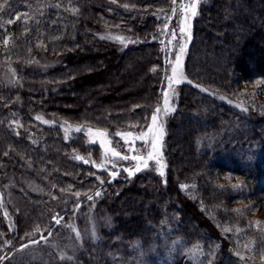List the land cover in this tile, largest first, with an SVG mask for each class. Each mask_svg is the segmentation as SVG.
<instances>
[{
    "label": "trees",
    "instance_id": "obj_1",
    "mask_svg": "<svg viewBox=\"0 0 264 264\" xmlns=\"http://www.w3.org/2000/svg\"><path fill=\"white\" fill-rule=\"evenodd\" d=\"M173 4L0 0V73L10 68L17 73L14 82L0 80V187L3 210L15 225V245L34 232L57 233L56 220H69L79 193L92 196L97 211L108 213L114 223L91 246V260L86 251L82 254V263L115 264L120 256L131 257L134 242L149 252L161 238L166 228L156 202L173 207L174 214L166 217L174 221L177 235L187 242H198L200 235L209 244L210 231L201 223L208 212L177 198L182 196L179 181L194 185L216 212L232 211V205L264 193V112L246 105L241 110L218 95L230 98L245 84L264 81V0H202L186 59L188 83L164 130L170 166L166 185L150 175L130 180L124 173L111 181L109 172L84 162L83 157L95 162L99 157L84 134L65 139L60 127L37 120L43 116L106 129L114 143H119L116 132L145 129L162 104L163 88L153 69L164 61L163 27ZM104 29L119 30L134 43L121 47L102 40ZM194 113L193 123L181 126L183 136L176 138V128ZM173 172L180 177L177 183ZM216 173L243 182L220 188ZM28 179L39 184L40 194L28 189ZM3 219L1 209L0 227L10 236ZM226 238L223 259L216 264H245L248 258L235 256V245Z\"/></svg>",
    "mask_w": 264,
    "mask_h": 264
},
{
    "label": "rangeland",
    "instance_id": "obj_2",
    "mask_svg": "<svg viewBox=\"0 0 264 264\" xmlns=\"http://www.w3.org/2000/svg\"><path fill=\"white\" fill-rule=\"evenodd\" d=\"M201 3L202 0H175L166 24L163 27L164 61L161 67L155 69V75H157L160 86L163 88V94L162 104L159 106L160 111L155 114L157 116L155 124L152 123L151 119L145 129L116 132V134L132 133L133 135L118 136L115 134L114 137L119 143H114L112 135L106 129L74 125L61 119H48L43 116H38L37 120L45 126L60 127L64 132L65 139H70L72 134H84L87 143L95 145L99 151L97 162L91 156H88V158L83 157L84 162L87 161L85 163L91 164L98 171L109 172L111 181L120 178L121 174L124 173L127 176L126 178L130 180L139 175H150L153 179L159 180L162 184L166 185L170 166L168 162V143L165 140L164 130L167 120L176 109L181 87L185 83H188L186 59L192 43L195 22L199 17ZM193 5H195V15H192ZM174 9L175 11H173ZM181 29L184 30L183 34H181ZM173 33H175V36H173ZM99 38L116 42L121 47H128L134 43L129 36L119 30L104 29L99 34ZM181 47H183L182 52ZM177 56H179V63H177ZM45 64L38 63L35 65L44 67L47 66ZM114 68L117 67L115 66ZM173 68H176L179 74L178 83L175 79H172ZM16 75V70L10 68L0 73V80L11 79L10 82H14ZM218 95L220 100H225L241 110L246 106H250L253 111L264 112L263 80L245 84L237 92L232 93L230 98ZM195 117L196 113L186 119L183 125H179L176 128V138L179 137L181 139L183 136L181 126L186 127L191 125ZM13 123L17 124L18 128L23 126L19 121H14ZM150 127L153 129V132L162 131L163 133L162 137L156 138L155 147L152 144V140L154 139L153 134L148 133ZM77 129H81V131H77ZM100 133H104L105 135H100ZM141 133H148V135L141 136ZM136 137H140V139H135ZM126 140L130 142L135 140V142L130 147L128 143H125ZM178 149L188 150L185 146H179ZM113 152L119 153L120 157L126 156L128 158L122 159L116 157L112 154ZM133 156L142 157L143 159H133ZM138 166L139 170H137ZM126 170H131L132 174L129 175V171ZM161 172H163V175H161ZM216 174L218 182L215 185L220 188L243 182L234 175ZM173 178L177 183L180 177L176 172H173ZM181 182L179 181L178 184L181 186L180 192L182 196H177V194V198L181 199L182 202H193L205 208L208 212V218L205 219V222L201 223L206 224L204 226L207 228V233L210 231L211 240L209 244L200 235L198 237L199 241L201 240L200 242H187L186 239L177 235L174 232L176 229L174 221L170 220L169 216L166 217L168 214H174L171 210L173 207H169L168 202H156V207L158 210H161L163 218L160 223H162L163 228H166L160 231L163 232L161 238H157V243H160L151 245L150 249L152 252H148L139 241H136L130 248L131 257L123 259L120 256L118 262L115 264H216L217 259L223 256L222 239H225L226 236L235 245L236 254L231 249L229 250L240 259H245L244 256L248 258V260H243L247 261L245 264H264V242H260L264 241V193H258L257 199L254 201L238 202L232 205V211L229 209L225 213L219 209L216 212L213 209L216 207L210 206L203 196L200 198L194 185ZM27 187L31 192L41 193V188L37 182L28 179ZM75 196L78 202L73 206L75 208L74 214L63 224H61L62 220L60 219L57 233L54 234L53 231H49L46 235H43L44 233L37 235L34 232L27 236V238L24 237L19 245H15L12 237L15 225L13 224V219L8 216L9 213L6 211V208L3 210L6 198L0 187V210L2 209L3 211V220L10 234V236H6L7 234L5 235L0 227V257H4V259L0 260V264H10L13 262L15 264H87L86 262L82 263V254L86 251L87 260H91L92 254H89V252L92 253L93 247L101 239L103 231L109 232L112 230L114 223L108 213L97 211L96 202H93V198L88 199V197L92 196ZM82 197L83 199H81ZM35 236L38 237L36 238ZM60 237L62 238L61 240ZM218 238H221V241ZM33 241L36 243H33ZM158 245H161L162 255L159 254L161 251L155 252ZM150 253L159 256L158 261L152 259L153 255L150 258ZM249 254L253 259L249 257ZM92 262L90 261V264ZM225 264L233 263L227 261Z\"/></svg>",
    "mask_w": 264,
    "mask_h": 264
},
{
    "label": "snow or ice",
    "instance_id": "obj_3",
    "mask_svg": "<svg viewBox=\"0 0 264 264\" xmlns=\"http://www.w3.org/2000/svg\"><path fill=\"white\" fill-rule=\"evenodd\" d=\"M173 2H175V0H173ZM173 11H175V9L173 10ZM192 15H195V5H193V11H192ZM183 29H181V34H183ZM173 36H175V33H173ZM121 42H123V41H121ZM183 51V47H181V52ZM177 63H179V56H177ZM153 70H155V69H153ZM172 79H175L176 80V82L178 83L179 82V74L177 73V70H176V68H173V77H172ZM166 99H167V96H166ZM160 110L159 109H157V112H159ZM156 120H157V116L154 114L153 116H152V123L153 124H155V122H156ZM77 131H81V129H77ZM89 131H91V130H89ZM148 133H152L153 134V137H154V139L152 140V144H153V147H155V141H156V138H158V137H162V135H163V133H162V131H159V132H153V129L150 127L149 129H148ZM148 133H141V136H146V135H148ZM100 135H105L104 133H100ZM116 135H118V136H120V135H127V136H132L133 134L132 133H127V134H120V133H117ZM135 139H140V137H136ZM135 142V140H133V141H125V143H128L129 144V146L131 147V145L133 144ZM114 156H116V157H119V158H122V159H127L128 157H126V156H124V157H120V154L119 153H116V152H113L112 153ZM151 155V154H150ZM133 159H143L142 157H137V156H133L132 157ZM77 159H81L80 157H77ZM85 162H87V161H85ZM146 166V165H145ZM137 170H139V166L137 167ZM126 171H129V175H131L132 174V171L131 170H126ZM161 175H163V172H161ZM79 195V193H77V196ZM96 195H99V193H97ZM88 199H92V197H88ZM56 223L57 224H59L60 223V220L59 219H57L56 220ZM33 243H36L35 241H33ZM22 247H25V246H22ZM2 259H4V257H0V260H2Z\"/></svg>",
    "mask_w": 264,
    "mask_h": 264
}]
</instances>
